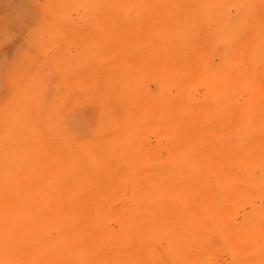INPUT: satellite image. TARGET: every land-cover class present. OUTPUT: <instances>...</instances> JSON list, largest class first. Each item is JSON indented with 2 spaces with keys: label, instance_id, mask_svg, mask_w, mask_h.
Here are the masks:
<instances>
[{
  "label": "bare ground",
  "instance_id": "6f19581e",
  "mask_svg": "<svg viewBox=\"0 0 264 264\" xmlns=\"http://www.w3.org/2000/svg\"><path fill=\"white\" fill-rule=\"evenodd\" d=\"M80 1L105 4L114 20L101 47L106 67L95 59L80 84L92 94V112L81 117L93 127L84 135L67 125L60 84L50 93L41 69L14 82L0 103V264H174L178 224L190 243H235L264 264V39L218 48L214 64L197 48H158L157 28L115 23L119 15L212 16L230 39L238 28L230 8L257 16L264 0ZM193 79L206 88L202 100L190 92ZM241 211L254 224L222 222ZM189 222L220 233L186 232Z\"/></svg>",
  "mask_w": 264,
  "mask_h": 264
},
{
  "label": "rangeland",
  "instance_id": "374dc122",
  "mask_svg": "<svg viewBox=\"0 0 264 264\" xmlns=\"http://www.w3.org/2000/svg\"><path fill=\"white\" fill-rule=\"evenodd\" d=\"M92 5L80 0H0V103L7 102L14 94V82L17 79L41 69L48 78L50 93L56 91L55 82L60 84V93L63 94L62 110L65 111L67 122H70H66L67 125L74 129L80 127L84 135L90 133L93 127L90 115L81 116L92 112V94L88 89L85 91L80 84L84 80L89 81L95 66L99 67L96 60L101 61L102 67H106L103 62L107 59L108 53L101 47L108 48L106 30L114 21L109 11L105 9V4L104 8L99 10ZM229 16L233 19L230 21L238 27L237 35L230 39H225V31H222L224 28L219 30V19L212 16L176 18L160 13L147 18L143 15L126 17L119 15L115 23L123 26L144 25L157 28L161 34L151 35V38L158 48H197L200 53L208 54L210 62L217 64L218 48L241 47L242 42L248 38L255 40L256 37L258 40L261 39L260 41L264 39V10L257 16L249 15L245 18L238 16L235 6H232ZM228 20H225L226 23ZM66 23L71 25L69 32L64 28ZM256 26L259 27L257 28L259 34L252 36L251 30ZM172 29H182L184 32ZM96 32L101 33L97 38ZM96 39L101 48L100 58H94V54L90 52ZM139 39L133 36L132 41L137 43ZM60 51H63L61 59L56 57ZM90 56H93V61L90 60ZM60 67L64 68L63 73H60ZM260 69L264 72V66ZM152 77L148 75L146 81L151 92H157L158 84ZM195 80L193 79L190 84V92L197 100H202L206 88ZM68 83L72 85L68 86ZM171 90L172 94H175L176 90L174 88ZM47 100L50 101L51 98ZM146 143L156 145L158 143L156 134L149 133ZM242 213L241 211L234 220L222 222L228 223V227L232 229L245 222L254 224V219L243 220ZM210 225L189 222L183 228L186 232H196L198 236H218L220 227ZM261 229H264V223ZM176 230L174 264H251L260 260V255L243 257L240 253L241 246L238 244L222 240L203 243L197 239L190 243L185 237L180 236L182 231L180 224ZM181 244L187 246L183 255L180 250Z\"/></svg>",
  "mask_w": 264,
  "mask_h": 264
}]
</instances>
